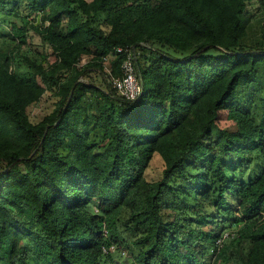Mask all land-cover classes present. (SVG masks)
<instances>
[{"label":"trees","instance_id":"1","mask_svg":"<svg viewBox=\"0 0 264 264\" xmlns=\"http://www.w3.org/2000/svg\"><path fill=\"white\" fill-rule=\"evenodd\" d=\"M247 2L0 0L14 42L30 27L55 55L21 71L0 52V264H264V46L243 44ZM131 46L136 100L106 72L79 80L83 55L120 76ZM38 77L59 99L32 122Z\"/></svg>","mask_w":264,"mask_h":264},{"label":"rangeland","instance_id":"2","mask_svg":"<svg viewBox=\"0 0 264 264\" xmlns=\"http://www.w3.org/2000/svg\"><path fill=\"white\" fill-rule=\"evenodd\" d=\"M90 1V0H87ZM246 15L250 18L246 26V34L242 41L247 47H258L262 48L264 46V0H248L246 7ZM33 24L38 23V18L34 19ZM26 43L19 44L17 41L14 42L10 34L9 28L0 23V52L9 53L14 57L17 68L21 71L26 70V60L39 64L44 69H49L53 64H55V55L51 52V47L48 43L42 41L39 34H37L33 29L29 27L26 35ZM91 55H83L76 64V68L81 70L83 74L79 77L80 81L91 82L97 85H105V72H107L110 66V56L108 60H103L102 70L89 66ZM14 64H11L10 70L16 68ZM104 71V72H103ZM38 82L43 87V92L41 93L39 99L30 104L27 107V114L32 122L40 121L46 114L50 113L56 101L59 97L56 94V89H50L44 85L41 79L38 77ZM254 161L250 162L248 167L245 169V174H249L251 169H253ZM163 170V162L158 154L154 155L151 159L147 169L144 173V178L146 180L156 181L161 178ZM123 228V227H122ZM235 229V227H230ZM123 236L127 238V241L132 240L131 235L128 232H123ZM129 253H135V250L130 248L129 245L124 246L113 251L112 254L115 258L118 256L121 259Z\"/></svg>","mask_w":264,"mask_h":264},{"label":"built area","instance_id":"3","mask_svg":"<svg viewBox=\"0 0 264 264\" xmlns=\"http://www.w3.org/2000/svg\"><path fill=\"white\" fill-rule=\"evenodd\" d=\"M117 53H123L125 55L123 61L120 64L121 75L113 76L108 68L106 74L108 76L107 82L113 89L116 90L117 94L127 101L136 100L143 89L142 79L138 68L136 66V57L134 47H117ZM108 56L103 57V60H108ZM228 232L222 235V238L216 241L218 246L221 245L222 241L227 237ZM113 251L114 246L111 245L109 248H103V252Z\"/></svg>","mask_w":264,"mask_h":264}]
</instances>
